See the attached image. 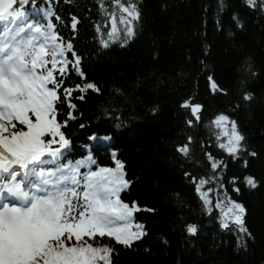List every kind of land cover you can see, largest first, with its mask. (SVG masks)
Instances as JSON below:
<instances>
[{
	"label": "trees",
	"instance_id": "16d2710c",
	"mask_svg": "<svg viewBox=\"0 0 264 264\" xmlns=\"http://www.w3.org/2000/svg\"><path fill=\"white\" fill-rule=\"evenodd\" d=\"M48 2L37 0V5ZM138 3L142 19L135 40L125 47L114 44L98 54L93 24L101 19V13L96 0H51L53 11L63 19L60 30L66 39L71 35L67 17H80L74 44L85 55L87 78L102 89L101 94L90 90L84 101L73 100L76 119L62 129L71 140L65 159H77L90 149L99 165L114 166L109 149H119L118 157L126 162L127 179L132 181L122 198L154 209L135 214L145 225L146 235L131 249L116 246L115 264H264V14L246 7L243 0H223L224 11L219 10L218 0ZM26 8L29 18L42 19L36 8ZM234 13L242 28L235 26ZM10 21L0 20V30ZM241 54L252 58L257 72L246 88L254 93L251 101L241 99ZM208 73L229 89L227 95L209 92ZM80 82L73 73L69 83ZM187 96L204 105L203 121L190 130L197 140L193 146L196 159L203 160L199 141L204 140V151L227 161L223 180L227 193L219 189V198L225 200L230 195L247 209L245 225L251 238L246 249L237 247L235 229L219 227L217 209L211 214L202 211L193 182L184 176L185 171L204 175L208 168L188 163L174 151L175 143L183 140L178 133L187 131L181 126L177 107ZM152 107L158 112L152 113ZM106 111L110 115H105ZM218 112L237 121L249 151L257 152L256 157H249L247 169L215 146V137L205 124ZM118 114L119 128L115 127ZM81 124L85 126L81 128ZM93 132L110 134L111 140L90 141ZM209 139L212 143H207ZM245 173L256 176L259 186L249 189L241 184L239 193L233 191L228 178ZM210 186L213 192L209 195L215 203L217 186ZM190 222L199 226L196 235L185 231L184 225Z\"/></svg>",
	"mask_w": 264,
	"mask_h": 264
},
{
	"label": "snow or ice",
	"instance_id": "6c2138e0",
	"mask_svg": "<svg viewBox=\"0 0 264 264\" xmlns=\"http://www.w3.org/2000/svg\"><path fill=\"white\" fill-rule=\"evenodd\" d=\"M243 3L264 14V0ZM27 5L42 13V19L29 18ZM96 5L101 13L93 24L98 54L114 44L125 47L135 40L142 19L138 0H96ZM218 8L224 11L223 0H218ZM9 18L0 30V264H115L116 246L131 249L146 235L145 225L135 220V214L154 209L122 199L132 181L127 179L126 162L118 157L119 149H109L114 166L99 165L89 145L83 146L89 149L86 155L65 159L71 140L62 129L76 119L73 100L84 101L90 90L102 93L98 83L87 78L85 55L74 44L80 17H67L71 31L67 39L60 30L63 19L53 11L51 0L46 6H38L37 0H0V20ZM232 18L236 27H243L237 13ZM239 65L244 73L239 80L241 99L251 101L254 93L246 88L257 75L254 62L241 54ZM73 73L80 83H69ZM206 81L213 95L228 94L229 89L213 74L208 73ZM74 92L79 96L74 97ZM177 107L187 131L178 133L183 140L175 143L174 151L186 162L209 170L200 176L185 171L184 176L193 182L202 211L219 210V227L235 229L237 247L246 249L251 232L245 225V205L230 195L219 198V189L227 193L223 183L227 161L204 151V140L199 141L203 160L194 155L197 140L190 130L203 121L204 105L187 96ZM151 112L157 113V107ZM116 120L115 127H121L119 114ZM205 126L215 137V146L244 169L249 157L258 155L249 151L237 121L227 113H216ZM88 139L108 142L111 135L93 132ZM228 182L237 193L241 184L249 189L260 184L250 173L233 175ZM212 184L217 186L215 203L209 195ZM184 228L190 235L199 231L196 223Z\"/></svg>",
	"mask_w": 264,
	"mask_h": 264
},
{
	"label": "rangeland",
	"instance_id": "374dc122",
	"mask_svg": "<svg viewBox=\"0 0 264 264\" xmlns=\"http://www.w3.org/2000/svg\"><path fill=\"white\" fill-rule=\"evenodd\" d=\"M221 139H224V138L222 137ZM122 199H123V198H122ZM217 211H218V215H219V214H220V213H219V210H217ZM134 218H135V217H134ZM135 220H136V219H135ZM136 221H138V220H136ZM138 222H139V221H138Z\"/></svg>",
	"mask_w": 264,
	"mask_h": 264
}]
</instances>
